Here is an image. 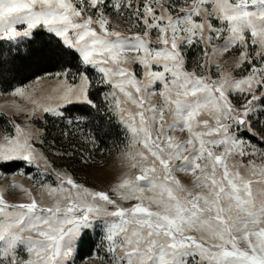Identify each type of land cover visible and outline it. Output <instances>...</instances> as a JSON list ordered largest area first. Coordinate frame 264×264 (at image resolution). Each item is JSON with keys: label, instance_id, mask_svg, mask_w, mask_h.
I'll list each match as a JSON object with an SVG mask.
<instances>
[{"label": "snow or ice", "instance_id": "snow-or-ice-1", "mask_svg": "<svg viewBox=\"0 0 264 264\" xmlns=\"http://www.w3.org/2000/svg\"><path fill=\"white\" fill-rule=\"evenodd\" d=\"M118 20L141 31L126 34ZM221 38L213 54L235 49L234 68L245 74L216 64L213 78L206 62L187 69L188 50ZM0 41L13 56L59 67L44 74L56 81L54 104L41 103L36 87L13 88L31 102L29 120L51 115L82 131L89 116L108 115L129 141V171L108 190L60 171L57 186L40 182L51 202L15 182L26 201L0 190V264H77L89 232L100 235L103 264H264V165L242 162L264 159L244 135L264 144L254 128L264 129V0H0ZM13 128L0 137V168L51 169L39 130ZM177 172L190 174L192 187Z\"/></svg>", "mask_w": 264, "mask_h": 264}, {"label": "rangeland", "instance_id": "rangeland-1", "mask_svg": "<svg viewBox=\"0 0 264 264\" xmlns=\"http://www.w3.org/2000/svg\"><path fill=\"white\" fill-rule=\"evenodd\" d=\"M121 28L131 32H126V34H131L133 32L141 31L140 28L134 26L133 24L125 23L123 21H117ZM215 24L216 22L213 21ZM152 41L155 44V30L152 34ZM1 47L4 50H8L12 47L7 41H0ZM223 43V38L214 39L211 45H202L200 47H193L187 51V64L186 67L189 71L196 68V66L202 62L207 63V74H211L215 78L221 69L215 67L216 64H220L222 69L226 72H231L233 76L239 77L245 74L243 69L234 68V60L238 55L235 49H232L229 53L223 56L214 55L212 47L221 45ZM159 47V45H157ZM207 48V57L203 55L202 49ZM23 49V45H21ZM133 69L138 73V78H142L139 74L142 73L143 69L139 65H133ZM43 80L38 83H34L37 79L34 78L30 82L23 86H28L29 90L31 87H36L40 90V102L41 103H55V99L49 101L47 96L50 91L55 87L56 81L52 77L45 75ZM71 82V77H69ZM159 88V84L156 85ZM107 91V89H104ZM11 92L0 94V137L6 133L14 134L13 122L20 124L21 126L27 127L32 131L39 130V140L36 143L37 148L47 157L49 163L51 164V169L45 170L43 164L40 169L33 167H28L26 165H20L16 168L12 166L11 168H0V190H4V196L9 202H19L21 200L26 201L27 197L20 192L17 188H12L10 185L15 182L22 184L25 187L31 189L32 194L37 198L38 201L43 200L44 202H51L47 195V191L41 187L40 182H44L53 187L59 184V181L55 175L56 171L66 172L71 175L78 183H81L91 189L95 190H108L112 184L116 182L117 177L121 176L123 173L128 172V159L125 153L128 151L129 141L125 134L122 139L117 141L116 145L108 149H102L100 152H96V145L88 142L85 139L87 134L82 124L80 128L82 131H78L75 126L66 125L67 131L71 133L66 136V140L63 144L45 146L42 141L43 132L40 127H38L37 122L42 121L43 118L37 117L29 120L27 112L32 109V104L27 99H21L19 97L11 95ZM54 96V94H53ZM157 97H153L155 101ZM232 100L234 103L239 105L243 97L237 94H233ZM17 105L25 109V112H18ZM51 116V115H49ZM52 117V116H51ZM54 118V117H53ZM117 123V122H116ZM118 124V123H117ZM254 128L257 132L264 131L261 125L254 123ZM246 139H250L253 144H256L258 148H264V144H260L259 141L247 133L244 134ZM71 138V142L67 140ZM85 141L90 144L89 153L84 152L80 145L75 146L73 141ZM42 141V143L40 142ZM72 153L71 155H66L62 153ZM74 154H78L79 157H74ZM76 158V159H75ZM249 160H254L257 165H264V159H261L260 154L257 153L256 156H245L243 157V164L247 165ZM235 162L240 163L241 158L239 156L235 157ZM243 171V169H241ZM23 172L24 174H21ZM31 176V179L29 178ZM177 178L182 184L192 187L193 177L190 174H185L183 172L176 173ZM255 187V185H254ZM125 206H128L127 204ZM83 247L81 254L76 257L77 264H81L82 259H87L93 257L96 254V258L87 259V264H103L99 257L105 256V251L102 247H97L100 242V235L97 232H89L87 236L84 237ZM80 247V245H79Z\"/></svg>", "mask_w": 264, "mask_h": 264}, {"label": "trees", "instance_id": "trees-1", "mask_svg": "<svg viewBox=\"0 0 264 264\" xmlns=\"http://www.w3.org/2000/svg\"><path fill=\"white\" fill-rule=\"evenodd\" d=\"M0 53H3V64L0 67V94L8 93L13 88L25 85L34 78L42 76L45 71L55 72L59 70L58 66L51 64H35L30 58L24 55L23 51L20 55L13 56L8 50H4L0 43ZM73 71L76 70V62L71 61L70 65ZM93 117L95 122L93 121ZM38 127L43 132L42 141L45 146L60 145L66 140V136L62 135L64 132H68L65 121L53 118L49 115H45L42 121L37 122ZM84 131L94 133L98 137L96 145V152H100L102 149H110L116 145L117 141L122 139L124 133L116 123V121L108 115L99 116L93 114L89 116V121L82 124ZM107 133V134H105ZM71 139L70 137L67 139ZM72 140V139H71ZM71 140H69L71 142ZM75 146L80 145L84 149L83 151L89 153L90 144L79 140L73 141ZM74 157H79L78 154H74ZM76 159V158H75ZM22 164L14 165L16 168ZM84 240L81 241L79 247V254H81Z\"/></svg>", "mask_w": 264, "mask_h": 264}]
</instances>
